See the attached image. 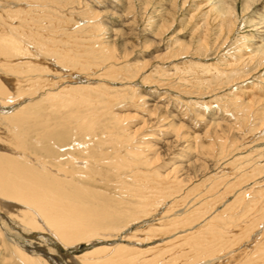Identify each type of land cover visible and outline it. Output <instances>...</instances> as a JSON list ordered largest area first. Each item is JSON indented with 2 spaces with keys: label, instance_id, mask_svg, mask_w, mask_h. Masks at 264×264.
<instances>
[{
  "label": "bare ground",
  "instance_id": "bare-ground-1",
  "mask_svg": "<svg viewBox=\"0 0 264 264\" xmlns=\"http://www.w3.org/2000/svg\"><path fill=\"white\" fill-rule=\"evenodd\" d=\"M151 1L146 0V3L149 5ZM177 1L172 0L168 12L174 13ZM209 1L212 8L206 15L214 13L212 21L216 26L209 30L205 22L199 40L192 39L188 45H179L173 52L175 57L206 52L216 43L225 47L241 21L238 6L246 16L264 3V0ZM130 2L123 0L125 6ZM81 3V0H61L55 6H48L46 0H0V128L4 130V133L1 131L3 134L0 133V264H61L48 251H41L42 248L39 250L35 246L31 236L39 235L37 233H48L59 242L64 248L61 255L71 259V264H264L261 259L264 255H260L263 247L261 251L258 248L264 245L261 239L264 237V203L260 204L261 209L260 205L257 206L258 212L257 201L245 199L253 192V189H248L250 186L235 192V188H241L243 183L256 177L257 170L251 167L242 172L239 168L242 172L240 177L235 176L237 180L234 183L228 181L230 186L225 192L217 189L218 184L228 186L225 179L235 175V172L228 171L232 175L223 174L220 181V178L211 180L209 194L207 197L204 195L208 200L196 198L193 191L197 185L190 187L210 168L216 167L219 156L227 152L224 157H228L231 152L240 150L238 144L243 146L245 136L253 131L244 132L249 118H253V106L235 102L238 105L233 110L239 114L236 115L238 127L233 125L235 120V123H228L226 118L217 115L205 132H209L208 136L213 141L210 145L202 143L199 138L184 144L181 140L185 136L180 132L184 129V121H188L184 112L189 105L181 100V95L170 97L163 92L151 113L156 117L148 118V124H159L162 127L154 130H159L160 135L171 132L173 139L167 140L161 148L156 143L161 140L159 135L152 134L149 137L155 142L144 146L138 141V133L146 122H143L142 128L132 130L128 121L135 115H113L112 107L126 101L138 103L147 100V97L142 94L134 96L133 91L128 93L125 88L116 90L104 83L105 80H133L132 74L118 77L122 71L116 66L118 53L125 51L127 54V48L134 45L126 43L118 52L114 45L105 44L99 37L76 35V29L78 31L85 23L84 19L78 18L77 22L69 25L66 18L54 17L53 13L59 8L70 6L66 10L71 12L80 9ZM114 7L120 8L116 4ZM174 17L167 16L168 19L162 23L159 20L160 33L156 34L171 28L176 21ZM249 19L250 24L256 23L255 28H264V15ZM73 25L80 27L72 28ZM211 34L214 37L211 38ZM116 37L114 34V42ZM85 40L84 44L88 47L82 45L84 48H79L80 42ZM260 42V46L246 59V64L253 65L252 70L255 71L264 66V33ZM90 65L95 66L91 69L94 76L103 78L94 86L95 90L91 89L92 86L84 89L83 84L76 89L59 86L57 79L64 73H72L76 70L75 66L86 69ZM190 66L209 76L210 82L217 78L211 64L197 62ZM83 69L87 74L88 69ZM78 79L81 81L82 78ZM160 86L157 83L153 85L155 90H162ZM65 88L67 91L80 88L92 92L88 91L76 101L70 99L66 100L67 103H58L57 98L65 92ZM93 92L96 93L94 97L90 95ZM9 108L12 110L4 111ZM257 117L259 119L255 120ZM257 117H254V123L259 121L256 122L260 125L257 129L263 132L264 112ZM232 131L237 137L229 140ZM227 142H230L232 151L227 148ZM179 146H182L178 149L182 154H171V161L174 162L168 172L153 174L151 168L161 156H166L169 148L177 149ZM239 159L243 158L236 160ZM238 165L243 166L241 163ZM206 181L201 180L200 186H205L203 183ZM228 195H233L232 202L227 203L224 209L219 207L223 211L217 213L216 203ZM236 204L243 207L246 215L252 209H256L257 213L233 231L237 215L233 213L236 215L234 224V218L229 216L231 213L226 208ZM133 223L135 227L152 224L147 230L136 228L129 236H121L124 231H129ZM161 226L167 227L168 240L154 235L160 232ZM154 237L157 245L148 249L137 248L141 239L144 242ZM83 242L92 247V251L76 255L78 245ZM136 242L139 246L134 248Z\"/></svg>",
  "mask_w": 264,
  "mask_h": 264
},
{
  "label": "rangeland",
  "instance_id": "rangeland-1",
  "mask_svg": "<svg viewBox=\"0 0 264 264\" xmlns=\"http://www.w3.org/2000/svg\"><path fill=\"white\" fill-rule=\"evenodd\" d=\"M58 1H61V0H56V1L46 0L48 6H55L57 5L55 3ZM183 1L184 0H178L176 2L177 6L174 10V13H171V11L168 12V10H170L171 8L170 4H172V0H157V1L152 0L149 5L148 3H146V0H131L130 5H127V6L124 5L123 0H81L82 5L79 6L80 9H73L70 12L66 10L70 6H67V8L61 7L59 8L60 9L59 11L53 10L55 11L53 14H55L54 17H57V18H66L69 25L74 24V21L77 22L78 18H80V20L84 19L85 23L88 22L86 23V25L84 22H83L84 24L80 22L81 24H83V25H80L81 27L79 25L72 26V28H76L77 26L80 27L78 29L79 32L76 29V35H78L79 33V35H82L85 37L86 36L87 37L96 36L95 37L96 39L99 37L98 39L101 38L100 40H102L105 44L114 45V47L118 50V52L120 49L124 48V45L126 43H129V42L133 43L134 47L129 46L127 48V54L124 53L125 51L118 53V64L116 68L122 71V73L119 74L118 77H126L132 74L134 75V78H132L134 81L128 80L129 81L128 82L124 80L121 82L120 81L112 82L110 80H105L104 83L110 84L109 86L114 87L116 90H121L125 88L128 91V93L133 91L134 96L142 94L143 97L144 96L147 97V100L145 99L144 101H140L138 103L126 101V102L119 103V105L112 107L113 115H123L127 113L135 115L132 118V120L128 121V125L132 130L138 129L139 127L142 128L143 122L144 121L146 122V126L143 127V130L139 129L140 131L138 133L140 134V136L138 137V141H140V143L143 144L144 146H148L150 142H155L152 140L153 138L149 136H153L152 134L156 136L158 134L157 131L159 130H154V128L157 129V127H159L160 125L156 124V125L150 126V124H148L149 123L148 118L151 117V119H155L156 114L151 116V113L153 111L154 103H156L160 99L159 96L163 92H165L166 94L168 93L167 95H169L170 97L181 95L180 96L181 100H183L186 104L188 103L187 105H189L187 106V111L184 112L186 114V120L188 117V121H184V124H185L184 129L183 131L180 132L182 136H185L184 137L185 139L181 140V142H183L184 144L192 143L193 138L194 139L199 138V140L202 141V143L210 145L211 142L213 141L208 136L209 132L207 134L205 132H206V129L209 127V125L214 122V118L218 115L220 118H226V121L228 123H235L236 121V123L233 125L238 127L237 125H239V122L237 123L236 115L238 116L239 114L238 112L234 111L237 108L238 104H236L235 102L237 101V102H243L245 104H251L253 106L252 112H251V114L253 113L252 114L253 118L251 117H250L251 119L249 118V122L247 123L248 126H246L247 129L245 128L244 132L248 133V130H253L254 134H253V131H250L253 135L250 133H248L247 136H245L246 134L244 135L246 141H242V142H244L243 146L246 145V147L244 148L243 146L238 144L239 146L238 145L236 146H238V148L241 151L237 150V151L231 152L232 155L228 157H224V155L227 154V152L223 154V156H219L216 167L213 169L210 168L207 171V173L204 174L203 177L201 176L203 179L197 178L199 180L195 182L193 185H191L190 187L192 188V186L194 187L195 185H197V189L199 191H196L197 189L193 191V193H195L194 195L196 196V198H200L199 199L200 201L203 199L208 200L206 197L209 194L208 191L210 188L209 184L211 183V180L214 181L217 178H220L219 179L220 181L223 174L226 175L229 172L233 171V173L235 172V175L234 174L232 175L231 173H229L232 175L230 176V178L232 179H230L229 177H228L229 179L225 177L226 178L225 182H227L226 184H228V181L230 183H234L237 180L235 178L240 177L243 170L247 171L248 169H251V167H253L257 170V172L255 173L256 177H253L249 181H246L245 183H243L241 185V188L240 187L235 188V192L239 191V189L250 186L248 187V189L249 188L253 189V192L252 193L250 192L251 193L250 195H246L245 199L249 200L250 198V201L252 202L253 200L257 201L256 209H258L257 206L260 204L263 205L264 203V153H263L264 152V131L260 132L257 129L260 127V125L259 123H256L259 121H255L256 124L254 123V117H257L258 114H262L264 112V111L262 112V109L264 110V107H263L264 106V66L258 68L256 71L254 69L252 70L254 66L250 64H246V59H248L252 55L253 51L261 44L260 41H261L262 34L264 33V28H260V27L255 28L254 25L256 23L253 24L254 23L253 22L252 23L253 25L250 24L249 18L254 20L256 18L262 17L264 15V3L261 6H256V8L252 10V13L251 14L249 13L250 15H246V16L243 15L240 6H238L237 13L240 18L239 21L241 20L242 22L240 21L239 25H237L238 27L236 26L234 36H232L228 40V45H225V47H219L220 45L216 43L215 46L213 45L214 47L211 46V48H209L206 52H202L198 54L197 53L193 54V52H191L186 57H180V56L175 57L176 54L173 52L174 50H177L180 47L179 45H188L192 39L193 40L195 39L196 41L199 40L200 38L199 35H201L205 29L204 28L205 22H207L208 24L207 28L209 30H212L216 26V24L213 23L214 21H212L213 18L215 17L214 13L210 12L208 15H206V12L212 8L211 1L209 0H186L184 5H183ZM115 4L120 8L114 7ZM129 6L131 7V9H129ZM145 6H147L148 8ZM87 12L89 14H87ZM173 15L176 17H174ZM167 16L174 17L176 21L173 23L171 28L169 29L167 28L165 32L162 31V34L157 35L158 33H160L159 28H158L160 26L159 20H161V23H162V21H165L168 19ZM190 17H191V20H190ZM151 21H153V23H151ZM84 25L86 28L84 27ZM47 28H49V26H47ZM156 32L158 33L156 34ZM114 34L118 36L116 37L117 41L115 42L112 40L114 38ZM212 37H214L213 34H211V38ZM131 38L133 39L136 38V41H133V39ZM80 43H81L80 44L81 47L79 46V48H84V46H86L84 44L86 43V40ZM82 45L84 46L82 47ZM171 60H173V62H171ZM197 62H203L205 64L213 65L212 67H213L214 72L216 73L217 78L214 77L213 78L214 80L210 82L208 80V78H210L209 76L203 73H200L196 68L195 69L191 68L190 64L193 65ZM80 67L81 66H79L78 67L79 69H77V66H75L74 68L76 70H72V73H64V75H62L60 79H57L58 78L57 77L56 79L60 81L59 86L61 87L71 86L75 88L76 86H79V85L81 86L83 84V86L85 85L84 89L92 86L91 89L95 90L96 88H94V86L96 87L98 83L102 82L103 78L100 79L94 76L93 74L94 70L92 73L91 69H93V67L95 69V66H91V65L88 66L86 68L88 70L83 69L81 67L83 70H86V72H88L87 74L84 73L85 71H82V69L80 70ZM127 72H130V73H127ZM89 73L93 75L94 77L91 76ZM87 75L89 77H87ZM92 77L93 78L96 77V79H93ZM78 78H82L81 81ZM156 83L162 86V87L160 86L162 90L154 89L153 85H155ZM90 84H93V85H90ZM84 89L81 90L80 88H77L76 91L73 89L67 91V89L65 88V92L62 93V95H60V98H57V101L58 103H61L62 101L67 103L66 100H70V99H71L70 101H76V99L78 100L80 99L79 97H82L81 95L84 96L88 91H90V90L87 91ZM72 90L74 93L72 92ZM80 92L82 93L80 94ZM149 93H152V94L148 95ZM77 94L79 95L76 96ZM90 95L91 96L93 95L92 97H94L96 93L93 92ZM61 96H63V98ZM127 107H130V109H127ZM10 109L11 108L6 109L4 111H8ZM171 109L173 110V107H171ZM258 119L259 117H257V119L255 120H258ZM263 122H264V118H263ZM252 126L255 129L254 128L252 129ZM236 130L241 132L239 129H235V131ZM1 131H3L4 133V130L3 129L1 130L0 128V133L3 134ZM235 131H232L233 133L231 132L232 134L230 135H232V137L229 136L230 137L229 140L233 139L234 137H237V134L235 133ZM167 134L168 136H166ZM172 134L173 133L171 132L170 134L162 132L161 133L162 136L158 134L161 139L160 141L156 142L158 146L163 148L162 146H164L163 144L167 140L173 139V136H170ZM145 135H147V137L143 138V136ZM184 144H181V145L184 146ZM227 145H228L227 148H231L230 142ZM182 146H179L177 149H175L176 147L172 149L169 148L170 149L169 152H167L168 148H166L165 152H167V155L161 156V159L157 163H155L153 168H151V172L153 174L168 172V170L172 167L171 163L174 162V161H171V156H172L171 154H178V153L182 154L181 150H178ZM103 149L109 150L107 149V147L106 148L103 147ZM232 150L233 149L231 148L230 151ZM238 152L240 155L238 154ZM240 157L243 158V159H239L241 160V162L239 160H236L237 158H240ZM232 160H236V161H232ZM234 162H237V163H234ZM242 162L246 164L244 165ZM240 163L241 165L245 167L246 170L243 169L244 168L243 166L238 165ZM239 168L242 170V172L240 171ZM214 175H217V176H214ZM201 180L203 182L206 181V183L202 182L203 184H205V186L204 185H202V187L200 186ZM231 180L233 181L231 182ZM219 184H218L217 189L219 191H224V192L226 191L225 190L226 187L230 186L229 184L228 186H225V183H221L220 184L221 187H220ZM248 189H246V192ZM204 192L206 193L204 194ZM232 196L228 195L226 199H222L220 201L218 200V202L216 203L218 206L217 213H220L221 210L223 211L224 209L223 207H225L227 203L230 204V202H232L233 200ZM221 202L223 203V205ZM261 205H260V209H261ZM231 207H233L232 208L233 210L231 209ZM234 207L236 208V210ZM226 209L231 214H229L228 212L224 214L225 216H228L229 214L231 218L232 217L234 218L237 215L236 220L235 218L232 219L234 224L236 222L235 225L232 223V226L234 225L236 227L235 228L233 226L234 227L232 228L233 231H235L237 228H240L242 224L244 225V223L248 221L247 219L254 216L252 215L253 213L255 212L257 213V211L260 212L259 209L257 211H255L256 209L255 210L252 209L251 212L247 213L248 215L247 216L245 212L242 211L243 207L242 206L240 207L238 204L234 206H230ZM233 213L236 215H234ZM242 216L243 217L245 216L244 218L245 220L243 219ZM241 222L242 224L239 225ZM151 224L152 223H147V226H145L146 225L145 224V225L135 227L136 225L135 223H133L132 225L129 226L130 227L129 231L128 232L124 231L121 234V236H123V234H126L127 236H129L130 232H134L136 228H139V229L142 228L141 230H145V229L147 230L148 226L150 227ZM161 228L164 229L162 233H161V230H162ZM161 228H160L161 229L160 232L158 231L156 234L154 233V235L160 237L161 239L168 240V238H166L167 227L161 226ZM37 234L39 235L31 236V240H34L37 243V244L35 243V246L39 250H41L42 248L41 251H44V252L48 251L47 253H50L52 254V256L59 259L61 264H71V259L63 258V256L61 255V252L64 253L63 246L56 240H53L54 238L50 234L48 233L44 235L40 233H37ZM261 239L262 241H264V237ZM140 241H141L140 247H137L139 246L138 242H136L137 244L134 243L133 247L135 246L134 248L137 247L140 249L142 247L141 249H148V247L152 248L153 245L155 246L158 244L156 242L155 237L152 240L149 239V241L143 242L142 239ZM258 241L259 240H257V242ZM118 242L119 241H117L115 244H117ZM86 244L87 243L84 244L83 242L78 245L77 247L78 253L76 255H80V254L82 255L86 252L92 251L91 250L92 247L90 248ZM41 245L42 247H40ZM262 247H263V250L262 252H260L261 256L264 255V245L258 246L260 251ZM67 259H69L70 261ZM261 259L264 262V256Z\"/></svg>",
  "mask_w": 264,
  "mask_h": 264
}]
</instances>
